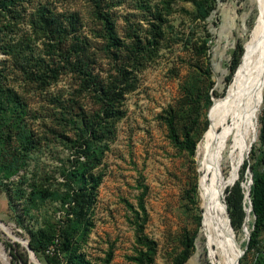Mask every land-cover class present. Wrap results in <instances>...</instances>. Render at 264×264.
Segmentation results:
<instances>
[{
	"label": "rangeland",
	"instance_id": "rangeland-1",
	"mask_svg": "<svg viewBox=\"0 0 264 264\" xmlns=\"http://www.w3.org/2000/svg\"><path fill=\"white\" fill-rule=\"evenodd\" d=\"M258 5L259 0L211 4L205 0H16L14 13L0 15V39L5 45L0 48V69L6 70L8 87L27 104L24 131L1 147L6 162L18 160L11 174L0 173V181L10 191V197L0 191V243L7 254L6 246L11 245L28 257L24 241H30V235L44 241L54 230L57 246L50 244L34 255L38 264H45V255L55 251L66 264L61 237L73 228L74 247L92 264H104L108 252H112L109 264H134L131 258L137 247L128 205L137 206L138 182L143 180L148 187L144 234L156 242L154 264H172L192 236H196L195 251L186 263L213 264L202 236L206 206L199 181L206 172L196 156L209 127L210 108L207 112L204 96L208 90L213 102L215 92L224 95L231 56L237 43L243 48L250 36ZM38 11L55 18L50 33L36 28ZM104 19L113 26L114 39ZM58 29L61 33H52ZM34 74L42 81L29 82ZM125 83L133 87L119 99L113 136L108 142L93 141L94 149L106 144L107 148L94 170L103 173L93 210L94 228L83 237L73 221L82 219L85 209L77 173L88 160L83 146L91 139L87 125L104 117L100 88L122 89ZM263 93L253 120L256 138L235 147L237 172L226 187L237 182L252 146L259 145ZM195 110L199 122L193 135L198 140L192 159L170 142L165 120L173 116L184 131ZM225 143L218 191L231 169L233 141ZM249 175L243 183L245 192ZM225 191L219 197L224 211ZM249 208L245 198L244 226L234 233L240 252L247 249L253 224ZM260 242L264 253V232ZM257 256L248 253L245 259L250 263ZM9 257L11 264H23ZM0 264H7L1 252ZM28 264L37 263L28 257Z\"/></svg>",
	"mask_w": 264,
	"mask_h": 264
},
{
	"label": "trees",
	"instance_id": "trees-1",
	"mask_svg": "<svg viewBox=\"0 0 264 264\" xmlns=\"http://www.w3.org/2000/svg\"><path fill=\"white\" fill-rule=\"evenodd\" d=\"M15 1L16 0H0V15H3L4 12L6 14L14 13V10L11 8L15 6ZM213 1L217 3L224 0H205V2L208 4H211ZM93 3L95 9L98 10L99 5L97 4V1ZM98 16H100L99 13ZM37 17L38 18L35 22L36 28H40L41 30L48 33H50V29L57 24L53 16H46V14L41 11H38ZM104 23L106 25L108 34L112 37V39H114V30L110 20L104 19ZM52 33L59 34L61 31L58 29ZM4 47V42L0 39V48L4 49ZM242 58L243 48L240 42H238L230 59L229 74L225 78V82H231ZM6 75V70L4 68L0 69V173L5 172L9 175L13 172L14 166L17 164L18 160H16L15 163L6 162V156L3 154L1 147H4L9 142H11V139L16 133H19L22 130L24 131L25 122L22 119V116H26L27 112H25V109L27 104L22 101L18 93L14 92L8 87L6 84ZM28 81L34 82L35 84L39 81H42V78L39 75L34 74L33 77ZM124 85L125 86L122 89L115 88L114 86H111L110 88H100V99L103 105L104 117L101 118L100 122L93 121V123L89 122V125H87V131L91 139L88 140L87 143L85 142L83 146L86 149L84 154H87L88 160L83 169L77 173V177L79 178L78 192L83 194L82 201L84 203L85 209L83 218H76V220L73 221L74 227L75 224H77L78 227L82 229L83 237H87L94 228L93 210L98 195V189L103 180V173H95L94 170L101 165L103 153L107 148L106 144L105 147L99 146L97 149H94L93 143H101V141L108 142L111 139V136H113L114 124L118 119L116 107L119 99L126 91H129V89L133 87L132 84L131 86H127L126 83ZM208 92L209 91L206 90L204 96V104L207 112L212 104L211 95ZM214 96L216 98L220 97L217 92L214 93ZM196 104L199 105L198 103ZM194 107L195 106L193 105V110ZM198 122L199 115L196 110L192 120L190 121V125L184 128V131H180L178 129L173 116H170L165 120L170 142L178 149H185L189 158L192 159L195 156V145L196 141L198 140V138H194L193 132L196 129ZM259 123L260 129L258 134V147L252 146L249 160L244 161L239 170L237 182L236 180L233 181L228 187L234 186L230 189L225 187L226 191L224 189L226 194V209L229 215L230 224L234 233L238 234L242 230L246 218V212L244 209L245 190L242 185L246 181V173L250 172L252 176V184L250 186L249 197L252 208L251 214L253 216V224L251 226L247 249L243 255V258L240 259L239 264H264V253L260 251V236L264 232V107L259 118ZM2 186H4L3 182L0 181V191L7 193L8 197H10V191L7 190L5 186L3 189ZM195 187L197 189V182ZM138 189L140 190V194L138 196L137 206L133 207L132 205H128L129 211L132 214V218L129 220V223L133 227L135 234V245L137 247L135 255L131 258V261H133L134 264H154L157 245L155 241L150 240L144 234V228L148 217L144 199L147 195L148 187L145 185L143 180L138 182ZM221 201L224 205L223 199H221ZM199 220L200 218H198V226ZM68 227L69 225H67V228ZM54 233V230L53 232H49L44 241H42L40 237L30 235L31 240L29 241V247L36 256H38L39 253L44 252L50 244L57 246L54 243V240L58 238H55ZM62 235L61 247L65 253L66 264H92L74 247L73 228L72 232H64ZM195 237L192 236L191 238H187L185 240L183 243L182 252L173 259L172 264H185L188 261L195 251ZM15 247L17 249L19 248V245L17 244ZM0 249L5 255L7 264H11L9 255H11L13 259L18 258L23 264H28V257L26 254L15 252L11 245L6 246V249L9 251V255L7 254L2 243H0ZM248 253H257L258 256L253 262L249 263L248 260L245 259L247 258ZM111 257L112 252H108L104 264H109ZM44 263L62 264L60 257L55 251L48 252V255H45Z\"/></svg>",
	"mask_w": 264,
	"mask_h": 264
},
{
	"label": "bare ground",
	"instance_id": "bare-ground-1",
	"mask_svg": "<svg viewBox=\"0 0 264 264\" xmlns=\"http://www.w3.org/2000/svg\"><path fill=\"white\" fill-rule=\"evenodd\" d=\"M243 51V58L224 95L211 104L209 127L196 150V156L206 172L205 176L200 177L199 186L201 200L206 206L203 220L205 247L213 264H238L241 256L219 197L228 182L236 176L238 159L233 154L237 150L235 147L244 141L247 145L251 144L257 134L253 120L264 89V0H259L256 22L243 44ZM221 127L222 131L219 129ZM218 129L221 131L219 134ZM228 139L233 141L231 169L220 192L217 183L221 149ZM0 252L6 261L1 249ZM29 259L38 264L33 254Z\"/></svg>",
	"mask_w": 264,
	"mask_h": 264
},
{
	"label": "water",
	"instance_id": "water-1",
	"mask_svg": "<svg viewBox=\"0 0 264 264\" xmlns=\"http://www.w3.org/2000/svg\"><path fill=\"white\" fill-rule=\"evenodd\" d=\"M251 184H252V176L251 175H249V181L247 182V190H246V192H245V198H247L248 199V202H249V210L248 211H252V208H251V202H250V197H249V191H250V186H251ZM243 186V185H242ZM223 201H224V207H225V210H226V215H227V219H228V223H229V227H230V230L233 232V234H234V231H233V229H232V226H231V224H230V219H229V215H228V212H227V209H226V203H225V200L223 199ZM201 226H202V223H201ZM245 230V229H244ZM24 243H25V249H26V251H27V254H28V257H30V254H33L34 255V253H33V251L30 249V247H29V241L28 240H25L24 241ZM244 253H245V250H242L241 251V256H243L244 255ZM35 256V255H34ZM37 259V258H36ZM39 262V261H38ZM40 264V263H39ZM239 264V263H238Z\"/></svg>",
	"mask_w": 264,
	"mask_h": 264
},
{
	"label": "crops",
	"instance_id": "crops-1",
	"mask_svg": "<svg viewBox=\"0 0 264 264\" xmlns=\"http://www.w3.org/2000/svg\"><path fill=\"white\" fill-rule=\"evenodd\" d=\"M188 262H189V261H188ZM188 262H187V263H188ZM187 263H185V264H187ZM191 264H197V262H193V263H191Z\"/></svg>",
	"mask_w": 264,
	"mask_h": 264
}]
</instances>
